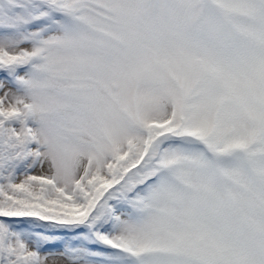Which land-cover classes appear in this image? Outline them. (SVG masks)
Listing matches in <instances>:
<instances>
[{"label":"snow or ice","instance_id":"obj_1","mask_svg":"<svg viewBox=\"0 0 264 264\" xmlns=\"http://www.w3.org/2000/svg\"><path fill=\"white\" fill-rule=\"evenodd\" d=\"M0 264H264V0H0Z\"/></svg>","mask_w":264,"mask_h":264}]
</instances>
